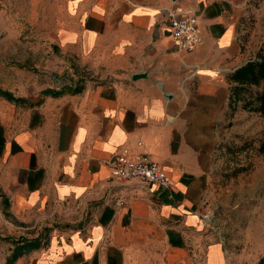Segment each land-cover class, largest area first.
I'll use <instances>...</instances> for the list:
<instances>
[{"label":"crops","instance_id":"1","mask_svg":"<svg viewBox=\"0 0 264 264\" xmlns=\"http://www.w3.org/2000/svg\"><path fill=\"white\" fill-rule=\"evenodd\" d=\"M244 1L70 4L81 11L48 50L49 70L1 86L15 99L0 96V196L17 219L37 225L64 213L79 223L4 264L226 260L223 245L208 242L204 206L215 157L201 143L208 106L225 117L230 76L247 63ZM173 6L199 19L201 43L192 52L173 40L165 16ZM123 146L159 162L172 188L112 178L108 162Z\"/></svg>","mask_w":264,"mask_h":264},{"label":"rangeland","instance_id":"2","mask_svg":"<svg viewBox=\"0 0 264 264\" xmlns=\"http://www.w3.org/2000/svg\"><path fill=\"white\" fill-rule=\"evenodd\" d=\"M73 1L78 0H0V88L31 83L37 73L49 70L48 50L54 51L58 35L72 30L81 11L80 3L71 7ZM242 10V50L249 62L264 54V0H246ZM75 13L77 17L71 15ZM263 88L261 83L251 90ZM242 104L236 109L229 104L225 117L209 105L207 139L201 143L210 152L214 149L204 208L210 221L208 242L221 243L226 253L222 264H257L264 257V117ZM8 209L0 196V264L15 246L2 238L34 239L42 234L45 244L53 233L79 223L63 213L35 225L31 219H17ZM198 264H206L204 258Z\"/></svg>","mask_w":264,"mask_h":264},{"label":"built area","instance_id":"3","mask_svg":"<svg viewBox=\"0 0 264 264\" xmlns=\"http://www.w3.org/2000/svg\"><path fill=\"white\" fill-rule=\"evenodd\" d=\"M165 16L177 47L188 52L196 50L201 43L199 19L196 14L181 6H173L165 9ZM141 145L142 141H138L137 146ZM108 164L112 178L163 189L173 186L159 162L133 152L129 146L118 149ZM126 202L125 197L116 200L117 205H124Z\"/></svg>","mask_w":264,"mask_h":264},{"label":"trees","instance_id":"4","mask_svg":"<svg viewBox=\"0 0 264 264\" xmlns=\"http://www.w3.org/2000/svg\"><path fill=\"white\" fill-rule=\"evenodd\" d=\"M231 88L229 104L233 109H236L238 103L242 102L244 109L258 112L264 117V88L260 92H253L252 86H259L264 83V54L259 59L249 61L246 64L236 69L230 76ZM0 96H5L11 100L15 98L8 92L0 88ZM264 152V143L261 146ZM7 204L6 202H4ZM42 234L34 239L20 237L18 240L11 237H4V240L14 241L12 255L9 257V262L15 260L22 255L26 250L36 248L42 243ZM264 264V257L257 263Z\"/></svg>","mask_w":264,"mask_h":264},{"label":"water","instance_id":"5","mask_svg":"<svg viewBox=\"0 0 264 264\" xmlns=\"http://www.w3.org/2000/svg\"><path fill=\"white\" fill-rule=\"evenodd\" d=\"M238 68H239V67H238ZM238 68H236V69H238ZM236 69H235V70H236ZM235 70H234V71H235Z\"/></svg>","mask_w":264,"mask_h":264}]
</instances>
